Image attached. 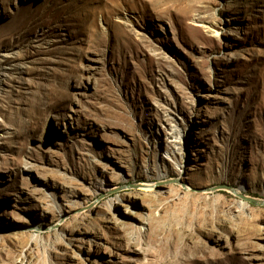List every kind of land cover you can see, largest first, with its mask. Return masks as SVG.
<instances>
[{
    "label": "rangeland",
    "instance_id": "rangeland-1",
    "mask_svg": "<svg viewBox=\"0 0 264 264\" xmlns=\"http://www.w3.org/2000/svg\"><path fill=\"white\" fill-rule=\"evenodd\" d=\"M3 67L0 264H264V0H0Z\"/></svg>",
    "mask_w": 264,
    "mask_h": 264
},
{
    "label": "water",
    "instance_id": "water-1",
    "mask_svg": "<svg viewBox=\"0 0 264 264\" xmlns=\"http://www.w3.org/2000/svg\"><path fill=\"white\" fill-rule=\"evenodd\" d=\"M241 197H243L244 199L250 201L251 203H255V204L264 203V200L256 199V198H252V197H247V196H245L243 194H241Z\"/></svg>",
    "mask_w": 264,
    "mask_h": 264
},
{
    "label": "bare ground",
    "instance_id": "bare-ground-1",
    "mask_svg": "<svg viewBox=\"0 0 264 264\" xmlns=\"http://www.w3.org/2000/svg\"><path fill=\"white\" fill-rule=\"evenodd\" d=\"M4 68V69H3ZM0 68V91L1 89L4 87L3 83V77H5V71H6V67Z\"/></svg>",
    "mask_w": 264,
    "mask_h": 264
}]
</instances>
